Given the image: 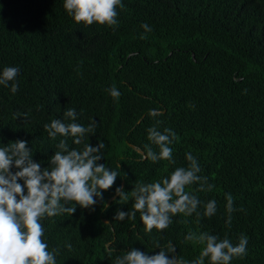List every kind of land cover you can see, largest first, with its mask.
Wrapping results in <instances>:
<instances>
[{"label": "trees", "instance_id": "obj_1", "mask_svg": "<svg viewBox=\"0 0 264 264\" xmlns=\"http://www.w3.org/2000/svg\"><path fill=\"white\" fill-rule=\"evenodd\" d=\"M121 3L118 24L108 27L75 23L64 0H0V72L6 66L20 70L17 93L0 85V147L26 141L33 160L50 167L62 137L51 139L44 125L74 108L78 123L98 124L85 138L94 147L105 144L98 163L119 173L93 208L77 205L73 216L43 218L44 241L50 251L59 250L57 264H115L133 248L155 255L156 244L169 241L176 256L191 262L203 246L185 241L189 231L227 236L234 245L243 234L247 254L230 264H264V0ZM113 85L118 100L107 91ZM150 109L163 115L150 117ZM157 120L161 131L176 133L170 145L175 165L143 158L145 145L159 152L147 132ZM68 144L83 147L71 138ZM188 152L214 185L197 193L202 202L217 201L213 217L197 224L195 214H179L168 229L151 233L139 213L134 220L115 219L134 202L131 195L121 201L117 188L130 193L135 182L187 166ZM226 193L237 209L230 225Z\"/></svg>", "mask_w": 264, "mask_h": 264}, {"label": "clouds", "instance_id": "obj_2", "mask_svg": "<svg viewBox=\"0 0 264 264\" xmlns=\"http://www.w3.org/2000/svg\"><path fill=\"white\" fill-rule=\"evenodd\" d=\"M63 6L77 24L108 27L118 24L116 9L123 7L121 0H64ZM141 27L145 32L152 31L148 24ZM19 73L18 67H4L0 72V85H10L11 92L17 93L19 85L15 81ZM107 91L114 100L121 95L115 85ZM21 115L18 113L17 118ZM148 115L155 118L163 113L159 109H150ZM77 119L76 110L66 108L63 119H52L44 125L51 139L62 137L56 145L57 151L50 158V167L42 168L40 163L33 160L32 149H29L26 141L17 140L0 147V264H57L59 250H49V245L43 239L45 230L41 220L61 214L73 216L77 205L85 209L93 208L98 200H103V193L115 184L119 173L98 163L104 158L103 141L95 147L85 143L86 135L94 134L98 124L93 120L85 127ZM162 123L157 120L147 129L148 140L159 148V152L145 145L143 158L152 162L168 161L175 165L170 145L177 136L170 128L161 131L159 125ZM68 138L72 139L73 144L83 147H70ZM185 158L187 166L175 167L169 175L149 183L135 182L130 193L117 188L116 195L121 201H127L131 195L134 202L131 210L118 211L115 219L134 220L139 213L145 231L151 233L154 229L158 232L168 229L173 217L179 214H195L197 224L202 217H213L217 213V201L202 202L197 193L210 192L214 185L208 183L206 176L200 175L197 157L188 152ZM19 181H23V184ZM192 186L197 187L190 191ZM225 199L229 214L227 224L230 225L231 213L237 209L230 193L225 194ZM70 202H74V206H68ZM201 206L202 213L198 211ZM239 211H244L243 207ZM184 239L203 246L199 256L191 262L176 256V248L169 241L164 246L157 243L156 248L160 251L155 255L133 248L117 256L115 264H205L206 258L209 264H230L233 257L247 254L248 237L243 234L235 245L227 236L220 238L207 231H189ZM68 247L70 249L71 245Z\"/></svg>", "mask_w": 264, "mask_h": 264}, {"label": "water", "instance_id": "obj_3", "mask_svg": "<svg viewBox=\"0 0 264 264\" xmlns=\"http://www.w3.org/2000/svg\"><path fill=\"white\" fill-rule=\"evenodd\" d=\"M140 152H141V151H140ZM115 198H116V196L113 197V198H111V199L108 201V203H107V207L111 204V202H112Z\"/></svg>", "mask_w": 264, "mask_h": 264}]
</instances>
